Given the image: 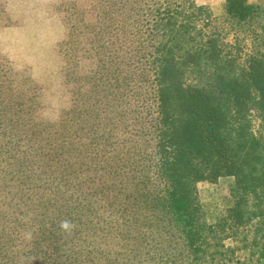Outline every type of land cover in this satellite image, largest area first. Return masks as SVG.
<instances>
[{"label": "trees", "instance_id": "16d2710c", "mask_svg": "<svg viewBox=\"0 0 264 264\" xmlns=\"http://www.w3.org/2000/svg\"><path fill=\"white\" fill-rule=\"evenodd\" d=\"M104 4L98 72L56 122L0 90V264H264V0ZM223 177L208 222L197 184Z\"/></svg>", "mask_w": 264, "mask_h": 264}, {"label": "rangeland", "instance_id": "374dc122", "mask_svg": "<svg viewBox=\"0 0 264 264\" xmlns=\"http://www.w3.org/2000/svg\"><path fill=\"white\" fill-rule=\"evenodd\" d=\"M194 1L207 7L213 17L225 13V0ZM69 3L80 12L73 19L78 26L75 34L66 19ZM108 18L104 0H0V90L6 91L8 84L15 97L32 99L29 109L56 122L70 96L91 87L99 69V52H104L100 26ZM4 165L0 157V177ZM232 183L231 177H223L197 184L208 222L223 214Z\"/></svg>", "mask_w": 264, "mask_h": 264}, {"label": "clouds", "instance_id": "9594fccd", "mask_svg": "<svg viewBox=\"0 0 264 264\" xmlns=\"http://www.w3.org/2000/svg\"><path fill=\"white\" fill-rule=\"evenodd\" d=\"M69 226H70L69 222H67V221L63 222L62 225H61V227L65 228V229L69 228Z\"/></svg>", "mask_w": 264, "mask_h": 264}]
</instances>
